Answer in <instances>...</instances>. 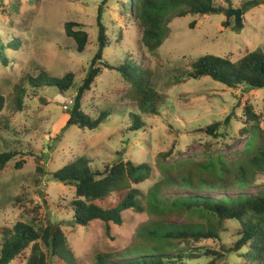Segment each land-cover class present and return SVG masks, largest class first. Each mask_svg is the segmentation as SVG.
<instances>
[{
  "label": "rangeland",
  "instance_id": "1",
  "mask_svg": "<svg viewBox=\"0 0 264 264\" xmlns=\"http://www.w3.org/2000/svg\"><path fill=\"white\" fill-rule=\"evenodd\" d=\"M125 1L0 0V41L6 45L16 38L21 44L17 52L6 51L9 65L0 61V96L5 99L0 112V153L15 150L21 154L0 172V230L12 229L18 223L59 226L76 264H94L99 254H118L149 241L143 232L158 219L125 212L123 225L110 227V238L104 235L100 221L86 228L75 226L70 209L74 189L53 181L50 174L79 157H87L91 166L100 170L118 161L144 163L151 168V177L138 188L146 192L161 179L162 166L185 162L181 170L185 174L209 158L219 157L229 165L242 162L246 138L238 131L245 106L252 105L256 114L262 115L264 129V89H229L209 78L189 80L185 75L191 64L205 55L235 63L257 49L264 53V0L241 14L243 26L239 30L234 18L226 20L225 12L238 10L245 1L252 0H213L214 7L225 11L171 20L161 47L147 53V68L153 73L151 85L158 94L154 115L139 111L130 86L118 73L102 69L84 93L82 109L92 119L102 111H110L109 120L95 132L75 126L66 128L76 91L97 50V10H101L111 43L104 50V60L110 64L122 62L125 46L139 39L123 10ZM67 23L81 26L88 34L85 51H76L74 42L66 37ZM42 72L54 78L72 74L73 86L62 96L47 87L31 89L26 79ZM19 95L21 110L15 105ZM132 114L139 118L135 129ZM229 116L231 123L224 125ZM216 123L221 126L212 135L204 132ZM164 154L167 155L163 157ZM255 186L253 192L264 189V174L257 176ZM237 191L233 189V194ZM239 229L238 222L228 221L219 228V242L211 239L178 245L187 257L178 264H208L212 260L216 264H250L243 256L245 248L225 259L214 255L211 259L189 257L190 253H221L223 247L235 244ZM256 264H264V258Z\"/></svg>",
  "mask_w": 264,
  "mask_h": 264
},
{
  "label": "trees",
  "instance_id": "2",
  "mask_svg": "<svg viewBox=\"0 0 264 264\" xmlns=\"http://www.w3.org/2000/svg\"><path fill=\"white\" fill-rule=\"evenodd\" d=\"M259 5L261 3L258 0L245 1L240 10L245 14L248 9ZM122 7L138 32L139 39L125 46L122 62L110 64L104 60V50L111 43L101 20V10H97V50L86 78L76 91L66 128L75 126L95 132L109 120L110 111H102L97 118L92 119L82 109L83 95L90 90L102 69L118 73L130 86L139 111L154 115L158 94L151 85L153 73L147 68V53H153L161 47L169 34L168 24L172 19L188 14L216 15L225 11L221 7H214L213 0H126ZM64 29L66 37L74 42L76 51H85L88 34L81 30V26L67 23ZM118 39L121 40V35ZM20 46V40L16 38L6 45L0 41V61L4 66L9 65L6 51L17 52ZM185 75L189 80L209 78L229 89H264V53L257 49L235 63L205 55L193 62L191 70ZM26 81L33 90L47 87L62 96L72 88L74 76L66 74L62 78H54L42 72L38 77H28ZM4 100L0 96V112ZM15 105L17 110H21L20 95L15 99ZM244 110L238 133L246 138L242 152L245 159L238 164H226L219 157L209 158L185 174L181 173L185 162L162 166L161 179L146 192L138 188L151 177L152 170L144 163L118 161L100 170L92 167L87 157H79L50 174L53 181L74 189L75 197L70 209L71 222L75 226L86 228L90 223L100 221L104 235L110 238V227L122 226L125 212L147 214L158 219L143 232L149 241L126 248L118 254H99L94 264L182 263L187 257L184 256L185 250L178 249V245L200 244L211 239L219 242V228L228 221L238 222L240 226L238 240L233 246L223 247L221 253H190L189 257L211 259L214 255L216 259H225L245 248L243 256L250 264L263 260L264 189L253 192L257 188V176L264 174L263 117L256 114L252 105L245 106ZM132 120L135 129V126H139V118L132 114ZM230 123L229 116L224 125ZM220 126L212 124L204 132L212 135ZM18 155L21 154L15 150L1 152L0 172ZM23 164V161L19 162L17 169L21 170ZM233 189H237V193L233 194ZM0 239V264H12L15 261L25 264H76L59 226L38 224L34 227L33 224L18 223L12 229H1ZM214 262L216 264V260L208 264Z\"/></svg>",
  "mask_w": 264,
  "mask_h": 264
},
{
  "label": "water",
  "instance_id": "3",
  "mask_svg": "<svg viewBox=\"0 0 264 264\" xmlns=\"http://www.w3.org/2000/svg\"><path fill=\"white\" fill-rule=\"evenodd\" d=\"M241 10H227L225 12V18L226 20H228L229 18H234V23H235V28L237 30L241 29L243 24H242V20H241Z\"/></svg>",
  "mask_w": 264,
  "mask_h": 264
},
{
  "label": "built area",
  "instance_id": "4",
  "mask_svg": "<svg viewBox=\"0 0 264 264\" xmlns=\"http://www.w3.org/2000/svg\"><path fill=\"white\" fill-rule=\"evenodd\" d=\"M68 108L67 107H64V110H67Z\"/></svg>",
  "mask_w": 264,
  "mask_h": 264
}]
</instances>
